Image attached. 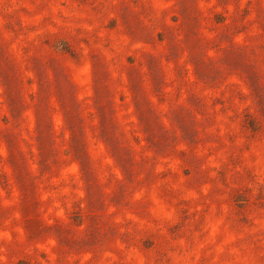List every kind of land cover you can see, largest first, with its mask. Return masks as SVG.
Listing matches in <instances>:
<instances>
[{"label":"rangeland","instance_id":"374dc122","mask_svg":"<svg viewBox=\"0 0 264 264\" xmlns=\"http://www.w3.org/2000/svg\"><path fill=\"white\" fill-rule=\"evenodd\" d=\"M0 264H264V0H0Z\"/></svg>","mask_w":264,"mask_h":264},{"label":"trees","instance_id":"16d2710c","mask_svg":"<svg viewBox=\"0 0 264 264\" xmlns=\"http://www.w3.org/2000/svg\"><path fill=\"white\" fill-rule=\"evenodd\" d=\"M221 21H222V19H221V20H218L217 22H221ZM62 50H64V51L68 52L67 48H66V49H65V48H63Z\"/></svg>","mask_w":264,"mask_h":264}]
</instances>
